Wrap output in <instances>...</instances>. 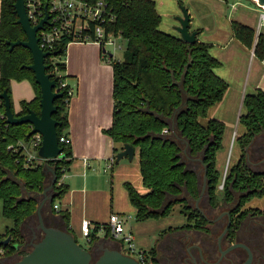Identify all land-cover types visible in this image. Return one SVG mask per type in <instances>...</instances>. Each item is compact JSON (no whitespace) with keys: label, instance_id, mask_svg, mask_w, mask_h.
Wrapping results in <instances>:
<instances>
[{"label":"trees","instance_id":"trees-1","mask_svg":"<svg viewBox=\"0 0 264 264\" xmlns=\"http://www.w3.org/2000/svg\"><path fill=\"white\" fill-rule=\"evenodd\" d=\"M104 1L115 17L111 28L119 30L126 41L122 59L108 58L113 72V109L111 125L104 133L121 148L123 144H130L138 150L139 172L147 191L139 193L129 182L124 183L128 199L136 210V220L167 216L172 207L178 204L180 213L190 223L172 229H203L206 220L193 204L199 195L203 166L206 167V197L212 207L219 206L223 201H232L235 194L242 203L262 197L264 174L250 169L245 156L252 139L264 130V91L257 89L243 97L244 110L239 116V123L244 127V132L236 137L240 157L227 168L220 200L215 158L221 147L224 124L217 119H209L205 124L199 120L206 116L208 109L222 98L227 89V83L214 71L219 61L209 53L206 43L197 39L189 43L160 30L161 16L153 0ZM13 3L14 0H1L0 3V92L5 90L11 100V80L27 79L32 83L35 96L29 101H21V110L16 113L19 116L28 109L39 113L41 94L33 72L25 68V65L32 63L30 51L21 45L9 50L6 43L26 39L16 23ZM232 30L239 41L247 47L252 46V28L233 22ZM65 49L66 46H61L53 50H57V54L51 56L53 62L49 61V57L45 58L46 73L55 82L53 90L61 93L54 100L56 111L52 114L58 122V137L65 134L68 127L67 105L71 97L67 92L68 86H61L67 78L63 74L65 62L60 59ZM253 51L259 58L264 57L263 34L257 35ZM178 108L180 110L176 113ZM0 110L4 111L1 99ZM172 117L176 122L175 132L188 141V157L183 152L185 144L175 138L171 129ZM0 128L2 215L13 222L12 227L0 234V240L11 236L10 243L5 247L0 245V249L3 255L19 253L22 256L26 252L11 245L24 244L22 225L35 214L38 204L35 197L26 193L42 191L44 168L48 164L56 172L54 195L61 198L67 191V185L59 181L70 164L71 150L69 145L60 143L61 157L24 166L22 155L9 152L6 147L18 139H26L30 125H5L4 120H0ZM197 157L202 158L203 162L191 159ZM186 158L194 161L192 168ZM63 217L67 222L68 213L64 212ZM102 226L108 233V225ZM148 253L153 256L154 247Z\"/></svg>","mask_w":264,"mask_h":264},{"label":"crops","instance_id":"crops-1","mask_svg":"<svg viewBox=\"0 0 264 264\" xmlns=\"http://www.w3.org/2000/svg\"><path fill=\"white\" fill-rule=\"evenodd\" d=\"M153 1L159 14L162 12L170 14L168 27H164V31L172 33L170 31L172 29L175 31L172 34L179 37L175 29L178 25L177 17H182V9H186L190 18L189 30L196 31V39L208 45L209 53L220 63L214 71L227 83V89L222 98L208 109L205 117L199 119L202 124L209 119H217L224 124L221 147L217 150L215 158V167L219 174L217 194L221 200L223 187L219 186L227 166L225 164H227L229 143L234 134L239 136L244 132V127L239 123V116L244 110L243 97L246 93H253L257 89L264 91V64L262 63L264 57L259 58L254 54L253 44L247 47L234 36L232 23L237 22L252 28L254 37L256 32L264 35V25L258 31L256 29L260 8L255 0ZM111 56L120 60L114 56V53ZM60 59L65 62L63 72L67 76L65 82L73 91L68 100V127L65 131V135L70 138L71 158L67 171L63 173L59 181L67 185V191L62 195L61 202L53 204L46 202L41 213L45 221L66 227L73 235L75 230L80 231L82 220H88L91 224L88 247L104 238L107 246L120 247V243L115 241L110 232L106 233L102 224L108 225L109 217L114 213L119 216L124 226L125 212L135 214L136 211L128 199L124 183L129 182L139 193L142 192L140 185L143 184L138 158L139 178L122 177L123 180L128 179L123 181L124 196L121 194L115 196L112 178L114 181L118 172L126 170V161L129 160L122 158L124 162L121 166L114 168L113 164L111 168L105 169L108 159L122 149L104 133L112 122V65L108 57L102 56L100 47L95 43L72 42L66 46L65 53ZM115 149H117L116 152ZM136 157H138V150L135 148L133 158ZM239 157L240 154L237 155L236 162ZM186 159L189 167L192 168L194 161ZM107 172H110V179L105 176ZM44 173L43 187L51 178V174L46 172V167ZM50 193L54 194V190L48 192ZM26 195L35 197L38 203L43 197L41 191L27 192ZM203 195H206V192ZM54 204H58L57 209L53 208ZM64 212L68 213L67 222L63 217ZM37 223L35 215L30 217L22 225L23 234L26 229L29 231L36 228ZM12 225V220L2 215L0 200V234H4ZM131 229L132 227L127 231L124 226V231L130 233L133 238ZM155 230L148 235L149 250L154 247L159 238H166L167 233L173 229ZM141 244L142 242L137 239V245L140 247ZM9 259L11 255L0 253V264H5Z\"/></svg>","mask_w":264,"mask_h":264},{"label":"water","instance_id":"water-1","mask_svg":"<svg viewBox=\"0 0 264 264\" xmlns=\"http://www.w3.org/2000/svg\"><path fill=\"white\" fill-rule=\"evenodd\" d=\"M255 1L258 6L264 8V0ZM13 8L17 16L16 23L20 25L26 39L7 41L6 43L9 46V50L21 45L30 51L32 63L25 65V68L33 72L34 80L40 87L41 96L39 100V113L28 109L25 114L18 116L11 108V100L7 92L5 90L0 92V99L3 101L5 123L9 125L28 123L30 130L26 135V139L35 132L40 133L42 140L37 153L41 158L51 160L61 156L62 153V147L59 145L56 130L58 122L52 117V114L56 111L54 100L61 96V93L53 90L55 82L51 79V75L46 73L47 65L45 64V58L50 55H56L57 50L53 52L43 51L38 45L36 32L42 28L43 23L47 20V16L37 25L31 26L26 15L23 0H14ZM182 12V17H177L178 25L175 29L183 41L193 43L196 40V31L189 30V15L184 8ZM109 56H111V53H109ZM180 108L176 109V113L179 112ZM170 125L175 138L185 144L183 152L188 157V141L175 132L176 122L174 117H172ZM134 152L135 148L132 145L123 144L122 149L115 155V163H118L122 158L131 161ZM191 159L200 163L203 162L200 157ZM45 167L46 172L51 174V178L49 179V183L41 191L43 197L37 204L34 214L38 221L36 229L41 232L42 236L39 238V235L32 229L33 237L29 242L24 244L13 243L11 246L14 249H23L26 246H29L30 249L12 264H140L135 258L124 254L119 247L107 246L105 244V238L98 243L94 242L90 244L88 248H84L77 243L75 236L66 227L46 224L41 211L46 202L49 204L52 203L55 195L52 193L48 194V192L54 190L57 179L55 169L48 164ZM203 168L204 173L195 204L198 203L201 196L206 192V167L203 166ZM10 241L11 236L8 235L0 240V245L5 247ZM96 252L100 253L95 256Z\"/></svg>","mask_w":264,"mask_h":264},{"label":"built area","instance_id":"built-area-1","mask_svg":"<svg viewBox=\"0 0 264 264\" xmlns=\"http://www.w3.org/2000/svg\"><path fill=\"white\" fill-rule=\"evenodd\" d=\"M23 2L31 26L37 25L47 16V20L43 23L42 28L36 32L38 45L43 51L52 52L72 42L95 43L100 47L102 56L109 58V53L113 54L116 49H121V44L118 43V40L124 38L119 30L114 31L111 28L115 17L111 14L104 0H23ZM259 8L257 31L264 25V8L262 6H259ZM257 34L258 32H256L253 40V48L256 43ZM51 56H48L50 58L49 61L53 62V57ZM262 63L264 64V59ZM66 85L65 81L61 83V86ZM67 92L69 96L73 93L70 87H68ZM0 120H4L5 123L4 111L1 110ZM1 133L0 128V136ZM41 140L42 135L35 132L27 139H18L15 142L9 143L6 149L12 153H20L24 159V166L43 163L48 159L41 158L37 153ZM58 142L59 144L69 145L70 138L63 134L58 137ZM59 157L61 156L56 158ZM114 161L115 156H111L107 161L105 169L111 168ZM227 168L226 166L222 182L219 186L220 188L223 187ZM53 208L57 209L58 204H54ZM90 226V222L86 219L82 220L80 224L81 235L86 238V241L90 240ZM108 228L113 238H119V248L124 254L135 258L140 264H147V262L152 260L149 253L147 254L145 251L135 248L132 235L124 231L123 223L117 214L112 213L110 215ZM0 253H3L1 249Z\"/></svg>","mask_w":264,"mask_h":264},{"label":"flooded vegetation","instance_id":"flooded-vegetation-1","mask_svg":"<svg viewBox=\"0 0 264 264\" xmlns=\"http://www.w3.org/2000/svg\"><path fill=\"white\" fill-rule=\"evenodd\" d=\"M248 158L250 169L264 174V130L253 138ZM193 204L206 220L204 228H179L159 238L147 264H264V204L261 208L247 207L234 197L212 207L206 195ZM33 230L38 234L35 227ZM28 234L30 241L32 229Z\"/></svg>","mask_w":264,"mask_h":264},{"label":"rangeland","instance_id":"rangeland-1","mask_svg":"<svg viewBox=\"0 0 264 264\" xmlns=\"http://www.w3.org/2000/svg\"><path fill=\"white\" fill-rule=\"evenodd\" d=\"M160 16H161V21L159 24V29L163 28L162 31H164L165 30L164 27H168L167 26V24H169L168 20L171 17H170V14H167L165 12H162V14H160ZM170 31L172 33L175 32L172 29H170ZM164 32H166V31H164ZM166 33H170V32H166ZM172 33H170V34H172ZM118 43L121 44V49H116L114 51V56L118 59H122L123 52H124L125 47H126V41L124 39H119ZM109 49L112 51L111 48H109ZM10 95H11V102H12L13 111L15 113H18L21 110V101L22 100L28 101L29 99L34 97L35 96V90L33 88L32 83L29 80H27V79L15 80V81H11ZM237 136L238 135L235 136V134H234L231 142L229 143L227 164H225V165H227V167L229 165L233 164L234 162H236L237 155L240 154V148H239V145H238L237 140H236ZM248 156L249 155L247 152V154L245 156V161L248 164V166L249 165L251 166V164H250L251 161L249 160ZM137 158L138 157L132 158L131 161H126L127 162L126 163V165H127L126 170H124V171L121 170L120 172H118L117 177L115 176L114 181L112 178L113 186L115 189V196H118L120 194L124 196L125 189L123 187V181L128 180V179L123 180V178H122L123 176H128L132 179H137V177L139 178V172L137 170L138 169ZM247 159L249 162H247ZM123 162L124 161L122 159L121 162H118L117 164L114 163V168L121 166V164ZM105 176H107L110 179V172H107ZM140 187L142 188L141 193H145L147 191L146 187H144L143 185H140ZM235 197H238V195L235 194ZM263 199L264 198H257V197L252 198L246 202L245 206L261 208L264 204ZM57 202H61V198L55 197L54 203H57ZM179 210H180V206L178 204H175L172 207L171 212L167 216L159 217V218H151V219H149V221H145V220L138 221V220H136L135 214L133 212L132 213L125 212V214H124L125 215L124 219L126 220L125 225H124L125 230L129 231L130 228L132 227L131 233L133 234V238H134L133 243L135 245V248L137 250H143L148 254V252H149L148 250L150 248L149 247V241H148V237H149L148 235L150 233H152L155 229L157 230V229H163L164 228V230H165V229H169V228H175V227H178L180 225H184L186 223H190L187 220V217L185 215L181 214ZM128 215H130V216H128ZM22 230H23V228H22ZM24 234H25V236L23 237V242L27 243V242H29L28 231L25 230ZM38 235H39V238L42 236L40 231H38ZM74 236H75L76 241L79 245H81L84 248L88 247V243L86 241V238H84L81 235L80 231L78 232L77 230H75ZM118 239L119 238H116L115 241L120 243V241ZM137 239L142 242V244H141L142 246L139 247L137 245ZM29 249H30V247L28 246L27 248H25V249L23 248L21 250L27 252ZM20 257L21 256L19 253L18 254L15 253V254L11 255V259H9L10 260L9 264H12L14 261L19 259Z\"/></svg>","mask_w":264,"mask_h":264}]
</instances>
